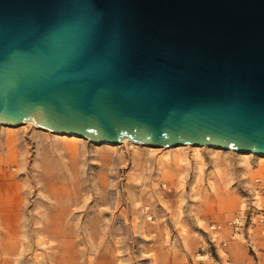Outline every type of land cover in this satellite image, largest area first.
Listing matches in <instances>:
<instances>
[{
	"label": "water",
	"instance_id": "water-1",
	"mask_svg": "<svg viewBox=\"0 0 264 264\" xmlns=\"http://www.w3.org/2000/svg\"><path fill=\"white\" fill-rule=\"evenodd\" d=\"M264 157V0H0V122Z\"/></svg>",
	"mask_w": 264,
	"mask_h": 264
},
{
	"label": "rangeland",
	"instance_id": "rangeland-1",
	"mask_svg": "<svg viewBox=\"0 0 264 264\" xmlns=\"http://www.w3.org/2000/svg\"><path fill=\"white\" fill-rule=\"evenodd\" d=\"M30 122H0V198L35 218L23 264H225L210 226L231 231L264 157L129 138L98 144ZM55 241L82 244L85 259H51Z\"/></svg>",
	"mask_w": 264,
	"mask_h": 264
},
{
	"label": "crops",
	"instance_id": "crops-1",
	"mask_svg": "<svg viewBox=\"0 0 264 264\" xmlns=\"http://www.w3.org/2000/svg\"><path fill=\"white\" fill-rule=\"evenodd\" d=\"M58 219L60 218L57 216ZM34 217H29L24 214L20 206H16V201L13 204L4 201L0 198V264L10 262L11 264H23L24 257L27 254L26 249L30 248L25 241L27 226L30 223H34ZM229 231V232H228ZM231 231L226 228L223 229L220 234V238L211 237L212 240L219 241L220 239H226ZM251 244L230 242L228 248L226 247L225 253L227 258L224 259L225 264H264V235L257 229L253 230L249 234ZM196 238L200 246L204 247L206 241L203 236L190 235L189 240ZM176 243L174 238L173 244ZM49 252L47 256L53 258L55 256L58 259H69L76 257V260L85 259L86 253L84 246L77 242L68 241H55L53 244H47ZM53 245V246H51ZM72 249L73 252L68 250ZM54 257V258H55Z\"/></svg>",
	"mask_w": 264,
	"mask_h": 264
},
{
	"label": "built area",
	"instance_id": "built-area-1",
	"mask_svg": "<svg viewBox=\"0 0 264 264\" xmlns=\"http://www.w3.org/2000/svg\"><path fill=\"white\" fill-rule=\"evenodd\" d=\"M258 185L251 191V199L245 202L244 208H241L228 224L232 228V233L227 239H220L217 242V248L225 252V247L230 241L243 240L251 244L249 233L257 229L264 235V171L257 178ZM210 231L220 238L219 232L222 231V224H212Z\"/></svg>",
	"mask_w": 264,
	"mask_h": 264
},
{
	"label": "bare ground",
	"instance_id": "bare-ground-1",
	"mask_svg": "<svg viewBox=\"0 0 264 264\" xmlns=\"http://www.w3.org/2000/svg\"><path fill=\"white\" fill-rule=\"evenodd\" d=\"M30 123H32V124H33L34 122H33V121H31ZM34 124H36V123H34ZM57 134H60V133H57ZM126 139H127V138H125V139H124V141H125ZM214 148H216V149H220L219 147H214Z\"/></svg>",
	"mask_w": 264,
	"mask_h": 264
}]
</instances>
